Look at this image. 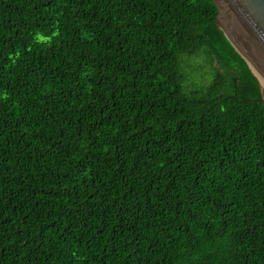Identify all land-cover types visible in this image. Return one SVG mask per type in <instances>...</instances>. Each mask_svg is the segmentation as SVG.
<instances>
[{"label":"trees","instance_id":"trees-1","mask_svg":"<svg viewBox=\"0 0 264 264\" xmlns=\"http://www.w3.org/2000/svg\"><path fill=\"white\" fill-rule=\"evenodd\" d=\"M214 0H0V264H264V100Z\"/></svg>","mask_w":264,"mask_h":264},{"label":"water","instance_id":"water-1","mask_svg":"<svg viewBox=\"0 0 264 264\" xmlns=\"http://www.w3.org/2000/svg\"><path fill=\"white\" fill-rule=\"evenodd\" d=\"M214 2L218 26L259 79L264 100V0Z\"/></svg>","mask_w":264,"mask_h":264},{"label":"bare ground","instance_id":"bare-ground-1","mask_svg":"<svg viewBox=\"0 0 264 264\" xmlns=\"http://www.w3.org/2000/svg\"><path fill=\"white\" fill-rule=\"evenodd\" d=\"M263 84V83H262ZM263 86H264V84H263Z\"/></svg>","mask_w":264,"mask_h":264}]
</instances>
